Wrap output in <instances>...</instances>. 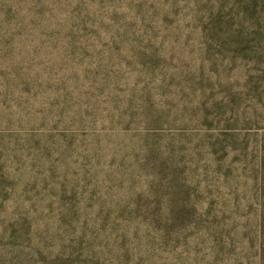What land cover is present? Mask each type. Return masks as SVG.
Returning a JSON list of instances; mask_svg holds the SVG:
<instances>
[{"label":"rangeland","instance_id":"rangeland-1","mask_svg":"<svg viewBox=\"0 0 264 264\" xmlns=\"http://www.w3.org/2000/svg\"><path fill=\"white\" fill-rule=\"evenodd\" d=\"M0 264H264V0H0Z\"/></svg>","mask_w":264,"mask_h":264}]
</instances>
